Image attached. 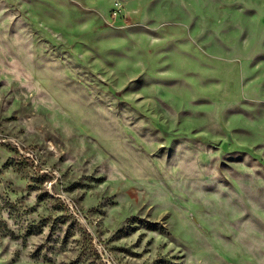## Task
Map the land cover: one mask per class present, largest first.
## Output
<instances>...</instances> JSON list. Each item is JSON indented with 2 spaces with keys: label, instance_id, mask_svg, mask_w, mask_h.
Listing matches in <instances>:
<instances>
[{
  "label": "rangeland",
  "instance_id": "374dc122",
  "mask_svg": "<svg viewBox=\"0 0 264 264\" xmlns=\"http://www.w3.org/2000/svg\"><path fill=\"white\" fill-rule=\"evenodd\" d=\"M0 264H264V0H0Z\"/></svg>",
  "mask_w": 264,
  "mask_h": 264
}]
</instances>
